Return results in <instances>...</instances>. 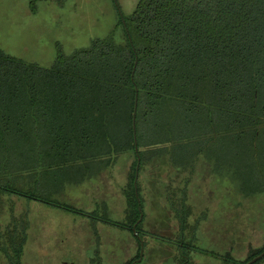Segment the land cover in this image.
Wrapping results in <instances>:
<instances>
[{
	"label": "trees",
	"instance_id": "trees-1",
	"mask_svg": "<svg viewBox=\"0 0 264 264\" xmlns=\"http://www.w3.org/2000/svg\"><path fill=\"white\" fill-rule=\"evenodd\" d=\"M32 5L29 1L30 11ZM117 25L118 39L112 33L69 55L58 53L46 68L0 51L4 155L20 141L26 149L19 156L32 160L24 172L34 174L36 166L52 170L65 184L131 156L123 219L117 224L137 247L145 234L142 220L131 230L138 218L133 174L149 170L156 187L168 169L189 176L202 152L190 147L215 144L229 168L212 157L215 173L228 170L241 195L264 200V0H136ZM184 188L169 204L179 231L187 217ZM0 193L55 205L7 181L0 182ZM24 240L20 234L11 243L6 264H20ZM263 250L264 242L243 261H230L245 264Z\"/></svg>",
	"mask_w": 264,
	"mask_h": 264
},
{
	"label": "rangeland",
	"instance_id": "rangeland-1",
	"mask_svg": "<svg viewBox=\"0 0 264 264\" xmlns=\"http://www.w3.org/2000/svg\"><path fill=\"white\" fill-rule=\"evenodd\" d=\"M135 1L115 0L117 10L112 0H0V51L46 68L58 53L69 55L112 33L118 39V19L131 13ZM14 145L6 156L0 147L1 172H6L0 182H11L19 191L30 189L55 205L0 193V264H6L20 234L25 236L20 264H234L264 242L263 198L237 191L224 151L213 143L190 147L202 148L192 174L175 175L168 169L158 190L149 170L133 174L138 222L142 220L145 234L142 241L138 238L141 251L117 224L123 219L131 156L119 157L107 171H92L76 184H65L52 170L36 166L34 174L24 172L32 160L19 156L26 149L23 143ZM212 157L226 161L227 174L215 173L218 163ZM183 185L187 217L179 231L169 204L178 200ZM90 213L106 223L92 220ZM257 264H264V258Z\"/></svg>",
	"mask_w": 264,
	"mask_h": 264
},
{
	"label": "water",
	"instance_id": "water-1",
	"mask_svg": "<svg viewBox=\"0 0 264 264\" xmlns=\"http://www.w3.org/2000/svg\"><path fill=\"white\" fill-rule=\"evenodd\" d=\"M113 1V3H114V5L116 6V8H117V5H116V2H115V0H112ZM117 10H118V8H117ZM122 22V21H121ZM122 24H123V22H122ZM135 102H136V98H135V96H134V106H133V113H132V130H133V144H134V153L136 154V147H135V140H134V110H135ZM135 175H136V172H135ZM133 186H134V182H133ZM134 194H135V186H134ZM139 218H140V214H139V217H138V219H137V221H136V223L139 221ZM134 226V225H133ZM131 230H132V233H133V227L131 228ZM139 241V240H138ZM139 245H140V251H141V243H140V241H139ZM140 251H139V257H140ZM264 256V250L261 252V253H259L257 256H255V257H253L251 260H249L248 262H246L245 264H253L254 262H256V261H258L259 259H261L262 257ZM138 260H139V258H138ZM137 260V261H138ZM131 264H133V263H131Z\"/></svg>",
	"mask_w": 264,
	"mask_h": 264
},
{
	"label": "flooded vegetation",
	"instance_id": "flooded-vegetation-1",
	"mask_svg": "<svg viewBox=\"0 0 264 264\" xmlns=\"http://www.w3.org/2000/svg\"><path fill=\"white\" fill-rule=\"evenodd\" d=\"M131 263V262H130Z\"/></svg>",
	"mask_w": 264,
	"mask_h": 264
}]
</instances>
